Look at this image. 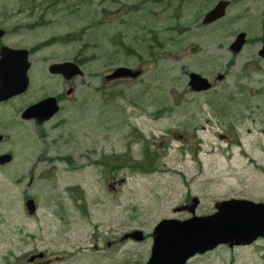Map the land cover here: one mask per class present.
I'll return each instance as SVG.
<instances>
[{
	"label": "rangeland",
	"instance_id": "374dc122",
	"mask_svg": "<svg viewBox=\"0 0 264 264\" xmlns=\"http://www.w3.org/2000/svg\"><path fill=\"white\" fill-rule=\"evenodd\" d=\"M88 1L0 0V29L8 32L5 44L33 50L35 54L31 62L35 67L71 62L76 58L81 62L88 60L84 74L92 72L94 78L92 90L85 87L86 76L78 79L73 101H64L62 112L43 125L25 122L20 114L47 94L62 91V88H55L56 81H49L46 89L42 90V83L47 80H36L33 90L26 95L0 104V134L10 135L9 125L16 124L12 127L13 144L8 140L0 145V154L12 150L21 159L26 155L22 151H28V154L35 151L31 156L35 160L38 152L49 146L52 148L50 154L61 156V160L64 156L74 160L70 142L75 135L79 137L86 133L87 137L82 139L86 142L85 146L90 144L91 138L92 147L95 151L99 150L98 154L110 155L113 151L124 153L128 149L129 132L124 123L128 122V115H131L130 119L142 127L146 135L154 133L158 140L166 138L161 148L168 147L160 151L164 173L131 175L126 169L118 174L119 177L127 178L126 185L118 194H112L100 180L103 169L97 165L98 169L85 168L86 164L80 158L85 146H78L77 149H80L75 157L74 169L63 162L56 163L60 181L59 186H52L51 190L52 194L61 193L66 197L64 189L67 185L84 189L91 203L88 210L90 216L86 219L84 212L76 213L70 208L66 217L68 227L63 228L65 222H59L54 217L47 201L42 202L37 222L27 220L24 224V220H20L22 209L11 206L23 186L16 187L8 183L7 176L12 170L7 168L5 175L0 173V212L4 217L0 222V236L3 238L0 237V264H28L29 257L38 252L52 256L69 253L65 261L52 264H146L150 258L151 235L156 225L165 219L183 221L191 218L189 211L178 209L191 205L192 199L200 200L197 216L214 214L217 203L225 199L264 203V68L247 75V72L241 73L243 62L258 47L246 49L235 68H229L231 56L226 50L235 32L244 23L233 25L223 21L215 29L191 28L192 33L187 37L182 36L184 11L178 0H156L157 4L155 0H94L87 8ZM36 21L46 22L31 28ZM79 31L83 32L81 41L71 44L53 41ZM112 38L116 47L112 45ZM153 38H157L164 47L155 50L157 55L152 58L148 45L153 42ZM198 46L205 48L203 54L193 49ZM139 64L145 67L146 74L134 83L121 82L117 86L108 84L110 92H123L124 96L115 103H107L103 95L104 73L108 69L120 66L133 68ZM226 66L231 71L229 78L218 85L221 91L225 89L222 95H214V90L207 94L189 90V73L196 72L212 78L218 73H226ZM240 74H245V79ZM34 75L39 76L41 73L38 71ZM235 87L241 93L236 97L244 99L246 107L251 106L253 123L250 120L245 122L241 145L232 147L220 141L218 135L223 129H208L206 121L223 124L219 118L213 117L220 110L217 98H227L236 92ZM154 95L168 102L170 107L173 106V98L182 97L188 104H177L175 101L176 111L169 120L163 118L156 123L142 122L144 115L136 114L139 110L131 103L135 101L141 104L144 114H147L148 99L154 98ZM202 97H209L211 104L199 105L197 100ZM86 99L90 100L89 103ZM227 107L238 109V115L244 113L245 109L244 104L237 103L228 104ZM123 114L126 116L121 126H112L118 123ZM107 119L109 124L106 123ZM190 124L195 126L189 127ZM185 130L188 134L197 133V138L190 145H183L172 138L180 134L167 136L164 133H183ZM214 131H217V136L213 134ZM41 132L47 134L46 139H39ZM106 136L109 139L108 147L104 142ZM198 140H202L203 153L199 154L197 160L178 151L180 146L198 148ZM154 148L151 147L152 150ZM141 151V145H132L131 156L139 157ZM59 224L61 233L65 232L63 239L55 234L52 240L44 242L42 238H48L51 235L49 230ZM43 228L48 231L46 234L40 231ZM136 230L144 232L146 241L143 244L126 242L122 246L113 244L107 247V240L116 242V238L120 239L124 233ZM93 234L99 238V244L95 245L100 250L98 253L90 250L89 240ZM101 240L104 242L101 243ZM106 249L109 255L105 258ZM190 264H264V239L235 250L223 247L215 253L194 259Z\"/></svg>",
	"mask_w": 264,
	"mask_h": 264
},
{
	"label": "flooded vegetation",
	"instance_id": "af4514ba",
	"mask_svg": "<svg viewBox=\"0 0 264 264\" xmlns=\"http://www.w3.org/2000/svg\"><path fill=\"white\" fill-rule=\"evenodd\" d=\"M226 3V14L223 18L217 20L216 22H213L211 24H204V18L205 16L211 12L215 7H217L220 4ZM196 6V8H193ZM183 9H184V16L182 18V21L184 22V28L182 31V36L189 37L192 33L191 28H198V29H205L207 27H214L217 28L218 25L221 24L222 21H229L230 24H243V26L235 32L234 36L232 37V40L228 44L227 52L231 56L230 61L228 64L230 65L229 68H235L238 66V59L242 58V54L246 49H249L248 47H258L257 51H253L246 60L243 62V65L241 66L242 71L245 70H259L264 68V59L260 57L259 51L264 43V0H183ZM241 34L246 35V40L243 48L241 51L237 53H233L231 50L233 42L237 39V37ZM1 46V45H0ZM252 48V49H253ZM193 49H197L199 54H203L205 51V48L197 47ZM192 52H194L192 50ZM227 67V66H226ZM228 69V67H227ZM40 70L45 75L47 79H54L56 80L60 87L62 88V91L60 92H54L49 93L48 96H55L59 103H63L66 101L69 97L66 96V93L68 90H77V83L76 78H73L71 80H67L62 75H53L48 73V67H40ZM211 72H214L210 70ZM241 71V72H242ZM219 74V73H218ZM215 77V76H214ZM212 77L209 79L210 82L213 84V89L221 91L218 88V85L223 83V81L217 79L218 76L215 78ZM225 77V76H224ZM225 79V78H224ZM212 80V81H211ZM123 82L130 81V80H122ZM93 79L90 82V87H92ZM44 96L42 99L48 97ZM221 103H224L226 101H229V103H237L241 104L239 99H218ZM249 109V112H248ZM250 107H245L244 113H241L238 116L233 115L231 113L235 112L237 114L238 109H228L223 108L219 114L223 116L224 118H228L232 116V118L224 125L226 128V134L222 136V139L225 140L226 143H234V145L240 144V135L242 133L243 126L245 122L250 117ZM145 119L149 120L151 122L157 121L159 114L153 113V114H145ZM243 120V121H242ZM33 124L38 125L36 121H32ZM12 125V126H11ZM222 126V124H220ZM136 129L131 130L134 134H139V132H142V127H139L137 123H135ZM12 127L14 128V125L11 123L9 125L10 135H4V138L0 145L9 142L10 144H13V137H12ZM50 132V131H48ZM88 133L85 135H80L79 137L77 135L74 136V139L72 138L71 143V153L74 160L68 159L66 156H64V159L60 160L59 155H52V148L49 146L47 148L43 147L42 150L38 152L39 155L35 157V163L31 162V156L28 154V151H22L26 152L25 156H22L21 159L18 158L17 152L15 151H8L5 153L0 154V173L2 175H5L6 169L10 168L12 170V173H9L7 178H9V184L13 186H23L24 193L21 195L19 193V197L17 196L16 199L12 201V208L20 207L24 213L25 218L27 219H34L36 220L39 217L40 210L42 208V202L47 201L48 207L50 210L53 211L54 217L58 218L57 220L59 222L64 221V227H68V223L66 222V217L68 218V210L71 208L72 210L82 211L85 213L86 219L89 218L88 210L90 209L89 206H91V203L87 200L84 189L79 187H72L67 185V187L64 189V194L66 197H63V194L57 193L52 194L51 187L55 186L56 188L59 186L60 177L58 176V169L56 167L57 162H63L70 168L74 169L76 166L75 157L78 155V146H85L86 142L82 139L86 138ZM47 138V134L45 135L44 132L39 133V139ZM176 139H185L184 135L175 136ZM166 138L160 139L158 141H152V146L155 148L154 151L157 150H165L166 147L161 148L163 141H165ZM9 140V141H8ZM158 143V144H157ZM157 144V145H156ZM169 144V142H168ZM167 144V145H168ZM89 145V146H88ZM83 152L80 154V158L82 161L86 164L85 168H89L90 170H93L94 166L97 165L99 167H108L107 163L99 162L94 160V153H93V147L92 144H87L85 148H82ZM27 150V149H26ZM181 152V150H178ZM199 151V148H198ZM10 155V162H6L5 159L6 156ZM23 159V161H21ZM41 159V160H40ZM51 159H57L52 161ZM152 159H156V155H152ZM147 163L148 161L145 160ZM40 168V171H39ZM37 171L39 174H37ZM111 175V174H110ZM115 172L113 170L112 177H108L106 173L103 172L102 181L106 183V186L111 189L113 193H118L119 190L124 186V179H117L115 176ZM58 182V183H57ZM32 190V192H30ZM33 203H32V202ZM98 203V202H97ZM32 207V209H31ZM35 208V209H34ZM33 214H31V212ZM2 218V215H0ZM37 222V220H36ZM66 224V225H65ZM61 224H59L57 227H55L52 230L46 231L44 228L40 231L45 232V234L48 232L51 234L48 238L45 236L42 238L44 242H48L49 240H52V238L56 236L59 239H63V235L65 232L61 233ZM127 233H124L120 239L116 238V242H108L106 241V245L108 248H110L113 244L117 245H125L126 242L134 243L135 241L132 239L126 240ZM90 242H94L96 245L99 244V238L92 236V239ZM104 241L101 240V243ZM116 245V246H117ZM98 247L95 248L97 250ZM107 251V250H106ZM62 255L56 257L57 260H62ZM55 259H50L49 257H45L43 259L37 260L34 263L36 264H51Z\"/></svg>",
	"mask_w": 264,
	"mask_h": 264
},
{
	"label": "water",
	"instance_id": "95a60500",
	"mask_svg": "<svg viewBox=\"0 0 264 264\" xmlns=\"http://www.w3.org/2000/svg\"><path fill=\"white\" fill-rule=\"evenodd\" d=\"M225 6H222L223 9ZM217 10L210 13L205 23H211L223 16ZM4 32H0V37ZM243 44V36L232 47L239 51ZM27 52L3 48L0 60V102L25 92L28 88ZM264 57V49L261 52ZM54 74L74 76L79 73L76 65L71 63L53 65ZM131 71L118 69L113 77L129 76ZM136 77V74H132ZM191 84L197 91L210 88L207 80L198 75H191ZM55 99H48L25 112V118H38L40 123L48 120L57 112ZM1 140V138H0ZM8 160V159H7ZM198 205L190 209L192 213ZM141 232L135 236L140 238ZM259 237H264V204H257L247 200L223 201L217 205V212L211 216L198 217L180 222L164 220L155 229V244L152 256L147 264H186L197 254H205L220 245L234 246L249 245Z\"/></svg>",
	"mask_w": 264,
	"mask_h": 264
},
{
	"label": "trees",
	"instance_id": "16d2710c",
	"mask_svg": "<svg viewBox=\"0 0 264 264\" xmlns=\"http://www.w3.org/2000/svg\"><path fill=\"white\" fill-rule=\"evenodd\" d=\"M132 169H134V170H135V167H133ZM140 171L144 172V171H146V170H145V169H143V168H140Z\"/></svg>",
	"mask_w": 264,
	"mask_h": 264
}]
</instances>
